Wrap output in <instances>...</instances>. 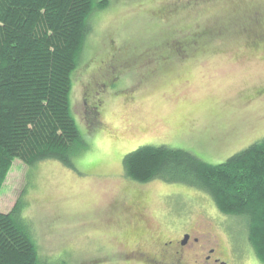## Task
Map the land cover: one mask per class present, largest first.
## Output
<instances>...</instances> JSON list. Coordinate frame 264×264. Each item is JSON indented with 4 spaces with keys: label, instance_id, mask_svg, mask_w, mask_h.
I'll return each instance as SVG.
<instances>
[{
    "label": "rangeland",
    "instance_id": "rangeland-1",
    "mask_svg": "<svg viewBox=\"0 0 264 264\" xmlns=\"http://www.w3.org/2000/svg\"><path fill=\"white\" fill-rule=\"evenodd\" d=\"M107 1L91 18L72 78L81 137L73 166L14 160L0 189V212L21 199L38 255L48 264H115L116 234L129 228L106 222L105 215L115 214L114 200L140 193L149 238L180 221L179 228L205 233L233 254V264H260L243 222L217 216L209 196L158 179L131 181L122 160L151 145L219 164L264 138V49L249 48L250 41L264 46V39L248 38L238 21L257 12L264 33V0ZM190 37L204 43L185 58L180 46Z\"/></svg>",
    "mask_w": 264,
    "mask_h": 264
},
{
    "label": "trees",
    "instance_id": "trees-1",
    "mask_svg": "<svg viewBox=\"0 0 264 264\" xmlns=\"http://www.w3.org/2000/svg\"><path fill=\"white\" fill-rule=\"evenodd\" d=\"M107 3L0 0V189L14 160L28 167L47 159L73 166L81 137L71 109L72 78L90 39L91 18ZM250 15L238 20L240 31L264 39L260 14ZM122 165L136 183L158 179L209 196L217 216L243 222L246 240L264 264V138L219 164L183 149L145 145L126 154ZM22 213L21 199L0 212V264H48Z\"/></svg>",
    "mask_w": 264,
    "mask_h": 264
},
{
    "label": "flooded vegetation",
    "instance_id": "flooded-vegetation-1",
    "mask_svg": "<svg viewBox=\"0 0 264 264\" xmlns=\"http://www.w3.org/2000/svg\"><path fill=\"white\" fill-rule=\"evenodd\" d=\"M244 33L248 35V38L253 37ZM190 38L191 40L185 41V44L180 46L184 47L183 53L186 54L182 57H192L187 55L189 51H192L191 48L204 43L203 40ZM250 43L252 45L249 46L250 49L255 47L264 49V46H258L257 41H250ZM171 57L172 55L169 58ZM260 91L262 92L263 89ZM141 196L140 193H135L128 201L118 200L117 203L114 200L109 209L115 214L112 218L108 213L105 215L106 222L113 223L118 228H129L123 231L121 237L116 234L117 246L110 252L115 254V257L111 258L115 264H233V254L231 256L224 250H220L219 246L213 244L211 238L205 233H196L185 227L179 228L183 226L180 221L175 223L177 226L169 224L170 228H166L168 233L159 230L158 235L149 238L151 228L146 219L147 216H144L145 209L141 203Z\"/></svg>",
    "mask_w": 264,
    "mask_h": 264
}]
</instances>
